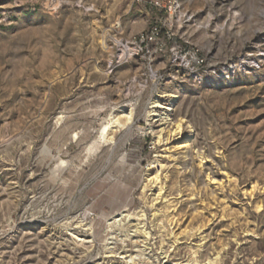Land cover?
Wrapping results in <instances>:
<instances>
[{
    "label": "rangeland",
    "instance_id": "obj_1",
    "mask_svg": "<svg viewBox=\"0 0 264 264\" xmlns=\"http://www.w3.org/2000/svg\"><path fill=\"white\" fill-rule=\"evenodd\" d=\"M153 1L0 0V264H130L105 250L108 223L86 246L66 232L90 223L95 180L131 184L126 213L146 215L131 264H264V0H176L173 17ZM156 24L163 50L125 56ZM191 50L207 65L184 67ZM155 99L193 136L169 145L153 210L158 187H144L168 155L149 132ZM132 108L131 129L100 143ZM139 241L114 252L136 256Z\"/></svg>",
    "mask_w": 264,
    "mask_h": 264
},
{
    "label": "bare ground",
    "instance_id": "obj_2",
    "mask_svg": "<svg viewBox=\"0 0 264 264\" xmlns=\"http://www.w3.org/2000/svg\"><path fill=\"white\" fill-rule=\"evenodd\" d=\"M126 51L127 50L123 49ZM125 54V55H126ZM152 107L150 111L148 112V118H152L154 120V123L157 124L156 128H149V132H151L154 137L156 144L159 146H164V152L168 155H157L156 160L153 162V166L157 169L155 175L148 180V184L145 185L144 190L148 187L155 186L157 188L156 195L152 199V209L154 210L156 208V205L159 202H162L165 200V188H164V182H163V173L166 169V166L161 163L162 160H170V148L169 145L172 142H188L192 136H193V130L192 127H187L186 123L183 119H180L176 122H173L170 118V114L172 112V108L164 109L166 112H159L158 110L163 109L161 104L157 99H155L151 103ZM135 119V110L134 108L129 109L128 111L124 112L120 115H112L111 118L106 122V125L103 126L100 133V143L103 144H113L114 141V135L125 128L131 129ZM187 129H189V134H186ZM78 134L74 136V138H78ZM92 151V148L89 150ZM95 153V152H94ZM66 163L61 162V165L58 166V171H64ZM202 163H200V166ZM68 167V166H67ZM65 167V168H67ZM63 168V169H62ZM62 174V173H61ZM57 176V175H56ZM58 178V176H57ZM160 185V186H159ZM194 196L192 195V199ZM191 199V200H192ZM158 206V205H157ZM145 214H134V213H124L120 215L119 217L113 219L108 224V229L111 232V238L108 245L105 246V250L108 251L110 256H119L123 260H128L127 263H133L135 260L141 259L142 255H145V251L147 250V245L149 242V239L151 237V233L147 231L146 224L143 223ZM155 216L166 218L165 214H156ZM167 220V219H165ZM172 221V220H171ZM169 221V223H171ZM66 232L70 236V239L75 242L77 245L86 246L88 244H94V240L91 236L92 231V225L90 223H85L83 220H79L78 223L73 227V224L71 222L66 224ZM162 228L163 224L160 225ZM134 228L133 231L130 232L126 230ZM80 233H83L85 235L84 238L80 236ZM141 236L142 241L140 242L143 246H141L143 249L140 250L139 254L136 256L130 255V256H121V253H115L114 249L118 242H121L122 244H125L128 240H131L132 238H138V236ZM170 235L174 237V232L170 231ZM175 241L178 242V239L175 237ZM165 257L163 259L168 260L169 256L167 253H164ZM149 260V259H148ZM160 263L159 261H157ZM196 264H198L197 261H195ZM209 264H213L212 262H209Z\"/></svg>",
    "mask_w": 264,
    "mask_h": 264
},
{
    "label": "crops",
    "instance_id": "obj_3",
    "mask_svg": "<svg viewBox=\"0 0 264 264\" xmlns=\"http://www.w3.org/2000/svg\"><path fill=\"white\" fill-rule=\"evenodd\" d=\"M86 199L85 213L92 224L95 240L102 237L107 223L127 212L132 206L133 188L122 180H95L84 192Z\"/></svg>",
    "mask_w": 264,
    "mask_h": 264
},
{
    "label": "built area",
    "instance_id": "obj_4",
    "mask_svg": "<svg viewBox=\"0 0 264 264\" xmlns=\"http://www.w3.org/2000/svg\"><path fill=\"white\" fill-rule=\"evenodd\" d=\"M177 2L169 1L166 4L161 0H155L151 2L152 8L155 9H164L166 13L169 14L170 17H173L176 13ZM119 28V27H118ZM160 35V29L158 25L152 26L151 30L146 33H140L138 35L133 36L130 40L126 41L123 46V49L127 50V55L130 56L134 51H136L137 55L141 52L146 51L150 52L149 46L152 44H157V49L159 51L163 50V44L158 43V37ZM182 65L187 68H201L207 65L206 59L200 54L199 50H191L189 51L184 58L181 60Z\"/></svg>",
    "mask_w": 264,
    "mask_h": 264
}]
</instances>
